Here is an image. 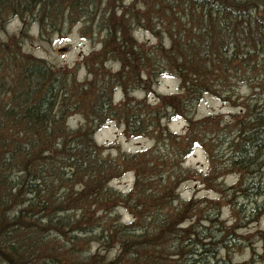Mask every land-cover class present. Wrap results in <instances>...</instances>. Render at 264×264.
<instances>
[{"label":"trees","instance_id":"obj_1","mask_svg":"<svg viewBox=\"0 0 264 264\" xmlns=\"http://www.w3.org/2000/svg\"><path fill=\"white\" fill-rule=\"evenodd\" d=\"M14 18L20 33L0 36V264H264V230L239 233L264 212V0H0V33ZM78 23L83 37L102 35L80 82L79 64L54 67L21 48L33 24L41 36ZM138 29L158 40L139 42ZM142 76L149 87L175 77L179 92L155 107L137 102L129 89ZM243 84L253 93L240 112L193 119L204 94L236 97ZM75 113L85 121L72 129ZM178 116L183 136L167 129ZM111 120L127 136L156 130L159 144L103 157L93 131ZM195 147L207 167L191 174L216 198L180 196ZM126 171L133 185L121 196L108 183ZM255 240L258 259L232 260Z\"/></svg>","mask_w":264,"mask_h":264},{"label":"rangeland","instance_id":"obj_2","mask_svg":"<svg viewBox=\"0 0 264 264\" xmlns=\"http://www.w3.org/2000/svg\"><path fill=\"white\" fill-rule=\"evenodd\" d=\"M23 26L24 23L20 18H14L7 24L5 31L1 32L0 36L6 39L9 38V35L11 34H19V29ZM80 28L81 24L78 23L74 24L69 31H62L61 33L55 32L50 35L40 36L37 34L38 29L36 24H33L32 27H29L26 31L27 37H24L23 35L21 48L28 54L45 59L54 67H66L68 69H73L77 66V64H79L77 80L80 82L85 78V76H87V71L83 65H80V62L85 56L88 57L91 53L97 52L100 49V39L102 37V35L99 34L97 37H87V39L80 33ZM134 37L139 42L148 41L150 43L158 40L150 32L141 29L134 32ZM65 45L70 46L69 51L67 50L63 53L57 52V48ZM108 60L103 63V67L105 69L111 67L113 71H116L119 68V64L113 60ZM145 81V76H142L137 82L138 84H132V87L129 89V96L137 102H144L147 106L149 105L151 107H155L159 102V98L179 92V79L175 77L162 76L158 82L153 84L151 87H149ZM248 87L249 85H241L239 90L236 92L239 93V95L231 98H220L211 93L204 94L192 113L193 119L198 120L202 117L206 118L216 114L218 116L230 118L231 115L240 112L239 108L241 107V104L242 106L245 105V102L242 101L243 98L249 97L251 93H253ZM113 96V102H118L119 99L123 97V91L121 89H116ZM240 96L241 98H239ZM84 121L85 120L81 113H75L73 115H69L66 124L72 129H76L84 124ZM106 123L102 126H97L93 131V141L97 146L104 148L101 149L103 157H106L107 155L115 156L119 150L131 153L147 150L151 147H155L156 144H159V142L156 143V136L154 134L156 130H148L146 135L127 136L125 132V125L123 123H119L116 120H111ZM161 125H164V120L160 121V126ZM188 125L189 123L184 116H178L169 121L167 129L172 134L183 136L186 133ZM112 143L117 144L119 149L110 148ZM182 165L184 168L189 170L188 176L178 186V190L182 198L186 199L193 196L199 198L206 196L208 198L217 197V194L213 191L204 189L196 177L191 174V169L199 170L207 167V160L200 147H195L193 152H191L185 161L182 162ZM234 180V175L227 178V181L229 182H233ZM132 185L133 173L131 171L123 172L121 176L111 178L108 183V187H110L112 191L121 192V196L128 192L132 188ZM81 187L82 184L75 185V189H80ZM116 213L121 223L127 224L131 221V215L123 205L117 207ZM222 217H227L228 220L230 219V212L227 205H225L223 209ZM256 230H264V212L259 216L256 222L248 223L240 228L239 233L250 234ZM116 244L117 243L115 241L104 244L105 251L107 250L106 253L113 250L109 253L110 255L115 254L116 251L113 248L116 247ZM96 246L97 249H101L102 247L100 244ZM262 250L263 240H255L251 247L243 246V248L239 250H234L231 253V257L232 260L236 262H245L251 260L252 258L258 259Z\"/></svg>","mask_w":264,"mask_h":264},{"label":"water","instance_id":"obj_3","mask_svg":"<svg viewBox=\"0 0 264 264\" xmlns=\"http://www.w3.org/2000/svg\"><path fill=\"white\" fill-rule=\"evenodd\" d=\"M70 49V46L69 45H66V46H63V47H60L58 48V52H64V51H67Z\"/></svg>","mask_w":264,"mask_h":264}]
</instances>
